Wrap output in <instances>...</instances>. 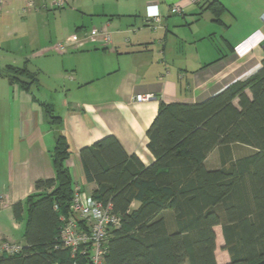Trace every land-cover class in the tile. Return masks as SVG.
<instances>
[{"label": "crops", "instance_id": "0c3cea01", "mask_svg": "<svg viewBox=\"0 0 264 264\" xmlns=\"http://www.w3.org/2000/svg\"><path fill=\"white\" fill-rule=\"evenodd\" d=\"M57 1L0 3L4 15L20 16V21H13L20 26L8 29L12 31L7 36L26 39L33 49L32 55L25 57L29 64L32 57L42 59L46 52H57L58 45L75 34L81 41L77 48L65 54L58 51L61 57L37 67L40 73L47 72L43 67L52 68V76L60 82L61 125H51L45 108L48 104L33 96L27 110L18 116L11 144L0 151V198L4 199L0 239L20 245L14 241L13 228L18 230L19 224L13 207L26 202L37 180L55 177L51 151L58 134L67 135L71 142L69 166L74 183L81 182L92 194L96 184L86 180L81 149L115 136L129 155L148 166L155 158L148 148L147 131L162 102L204 101L248 78L264 60V40L257 44L256 36L264 30V0H64V7H57ZM215 1L224 7L218 16L210 8ZM148 12H159L156 30L146 21ZM50 19L54 25L46 26ZM44 26L55 28L57 34H48L42 42L37 30ZM22 39L16 42L18 46ZM248 40L241 50L246 56L240 57L235 49ZM73 52L77 54L70 55ZM74 60L76 64L67 65ZM148 94L153 99L136 100L137 95ZM35 104L45 115L42 110L34 111ZM233 149L237 155L248 151L239 146ZM217 153L207 160L211 169L220 166ZM215 232L217 263L229 264L222 228L216 227ZM219 248L224 252L220 254Z\"/></svg>", "mask_w": 264, "mask_h": 264}, {"label": "trees", "instance_id": "16d2710c", "mask_svg": "<svg viewBox=\"0 0 264 264\" xmlns=\"http://www.w3.org/2000/svg\"><path fill=\"white\" fill-rule=\"evenodd\" d=\"M210 8L217 16L224 11L218 1ZM5 70L24 91L38 83L29 62ZM45 108L51 125H61L53 107ZM147 137L155 158L148 166L115 136L80 151L86 180L96 184L91 196L111 203L121 220L104 264H218V226L229 264L264 260V60L254 74L204 101L162 102ZM235 146L249 151L237 155ZM215 151L220 166L211 169L207 160ZM71 156L68 136L58 134L55 177L37 180L34 193L13 207L17 220L24 206L28 212L22 252L0 254V264H74L58 240L74 197Z\"/></svg>", "mask_w": 264, "mask_h": 264}, {"label": "rangeland", "instance_id": "374dc122", "mask_svg": "<svg viewBox=\"0 0 264 264\" xmlns=\"http://www.w3.org/2000/svg\"><path fill=\"white\" fill-rule=\"evenodd\" d=\"M16 14L17 15L15 17L10 18L9 16L4 15V12L0 10V151L6 150L11 144L12 135L16 132V127H17L16 123L18 116H20L22 112H25L27 110L26 106L29 105L26 104H30V100L32 99L33 96H35L40 102L46 103L48 105H52L54 107L53 110L55 116H59L60 113L59 110L60 99L62 102V93L59 88L60 82H58L52 76L53 69L51 68L50 70H48V68L46 69V67H43L47 72H42V73H40V71L37 69V67L42 66V64L44 65L47 64V61L51 60L53 57L56 56L61 57L58 51L57 52L51 51L49 53L46 52L45 57L42 59H35V57L30 58L29 68L35 72L36 71L38 72V83L37 85H35V87H33V90L30 94H27L24 91H22L19 85H12L9 82L5 70L6 67L9 65L22 67L26 60L25 59L26 55L27 56L32 55L31 53L33 52V49L27 46L25 42L26 41L25 38L22 39L21 37L16 36L10 39L7 36V32L12 31V30L8 31V29H12L17 26H20V23L18 24L13 23V21L17 19L20 21V16L18 15V13ZM48 14L50 15L51 13L48 12ZM53 21H54L53 19L48 20L46 22V26H53L54 25ZM7 26H10V28H7ZM43 28L46 27L44 26L37 30V34L41 37L42 42H44L48 34L52 33L53 37L57 34L55 28L53 30H49L48 28H46L47 30H43ZM20 39H22V42L21 45L18 46L17 45L18 43L16 42H19ZM14 42L16 44H14ZM37 48H39V45H37ZM69 51L70 50L68 49V52ZM75 54H77V52H73L72 54L70 53V55H75ZM70 63L76 64V60H74L73 62H68L67 65H69ZM58 64L60 65L59 61ZM257 67L258 65L253 70H257ZM68 71H69L68 73L69 75L73 74L71 70ZM55 89L57 90L55 91ZM33 106L35 112L37 110L39 112L42 110L43 115H45L43 108L38 109L36 104ZM56 127L57 126H55V128ZM236 151L239 153L237 149ZM86 191L89 192L90 189L86 187ZM27 217H28L27 208L26 206H24L22 209L21 219L19 220L15 219L16 222L19 224L18 225L19 229L17 230L16 227L13 228L15 235L14 241L21 243L22 245H25L23 239H24L25 228L27 225V219H28ZM219 251L220 254L224 252V250H222L221 248H219Z\"/></svg>", "mask_w": 264, "mask_h": 264}, {"label": "built area", "instance_id": "2783aa9c", "mask_svg": "<svg viewBox=\"0 0 264 264\" xmlns=\"http://www.w3.org/2000/svg\"><path fill=\"white\" fill-rule=\"evenodd\" d=\"M2 3V0H0ZM55 5L64 7V0H58ZM146 21L157 29L160 22L159 12L147 13ZM257 40H264V30L257 33ZM108 44L110 39L105 38ZM81 41L74 35L67 42L58 45L61 54L68 52V49L77 48ZM153 95H137L136 100L145 102L153 99ZM74 197L71 204V212L67 217H61L62 226L59 233L60 245L71 251L74 264L79 262L82 257L85 264H104L107 253V243L113 229L121 226L120 218L114 214L113 205L105 204L95 200L91 194L82 188L81 182L74 183ZM4 205V199L0 198V207ZM56 210L58 207H55ZM22 252V245L7 240L0 239V254L18 255Z\"/></svg>", "mask_w": 264, "mask_h": 264}, {"label": "clouds", "instance_id": "9594fccd", "mask_svg": "<svg viewBox=\"0 0 264 264\" xmlns=\"http://www.w3.org/2000/svg\"><path fill=\"white\" fill-rule=\"evenodd\" d=\"M254 39V38H253ZM249 40H252L251 38L249 39ZM249 40L245 43V44H241L239 47H237L236 48V53L240 56V57H244V56H246V54L245 53H243V51H241L242 49H244V47H246L247 45V43L249 42ZM260 42L259 41H257V44H259ZM259 69V67H257V70ZM253 70V69H252ZM257 70H253L251 73H250V76L252 75V74H254Z\"/></svg>", "mask_w": 264, "mask_h": 264}, {"label": "water", "instance_id": "95a60500", "mask_svg": "<svg viewBox=\"0 0 264 264\" xmlns=\"http://www.w3.org/2000/svg\"><path fill=\"white\" fill-rule=\"evenodd\" d=\"M253 264H264V260L258 262V263H253Z\"/></svg>", "mask_w": 264, "mask_h": 264}]
</instances>
